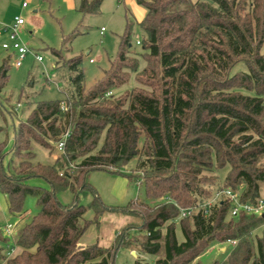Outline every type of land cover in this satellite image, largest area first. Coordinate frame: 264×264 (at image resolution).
Listing matches in <instances>:
<instances>
[{
  "label": "trees",
  "instance_id": "1",
  "mask_svg": "<svg viewBox=\"0 0 264 264\" xmlns=\"http://www.w3.org/2000/svg\"><path fill=\"white\" fill-rule=\"evenodd\" d=\"M103 1L82 0L79 12L96 14ZM139 3L146 10L139 23L142 51L133 48L130 21L116 58L89 90L81 59L64 61L74 72V94L66 101L38 103L19 123L11 151L18 161L7 169L0 144V191L8 196L9 212L24 219L27 196L40 207L13 237L0 228V264H113L121 246L135 254L162 253L156 264H192L213 242L232 243L227 258L213 264H264V230L255 234L264 226V213L231 216L227 200L207 214L202 207L212 188L238 192L244 203L257 204L263 197L264 0ZM53 52L61 61V53ZM239 64L244 70L236 68ZM132 74L138 86L114 97ZM8 78L4 61L0 95ZM67 133L53 165L33 162V143L53 150ZM133 159L135 169L125 172ZM96 170L136 179L145 199L104 205L88 183ZM33 178L43 179L48 189L28 185ZM66 190L74 196L70 205L57 200ZM88 195L90 205H80ZM187 208L195 209L178 219ZM88 210L93 221L84 218ZM107 212L139 221L119 230L110 247L98 241L81 246L89 227L100 228ZM177 219L182 243L176 238ZM135 264L146 263L138 258Z\"/></svg>",
  "mask_w": 264,
  "mask_h": 264
},
{
  "label": "rangeland",
  "instance_id": "2",
  "mask_svg": "<svg viewBox=\"0 0 264 264\" xmlns=\"http://www.w3.org/2000/svg\"><path fill=\"white\" fill-rule=\"evenodd\" d=\"M9 1L6 2L5 7ZM81 1L42 0L37 14H33L31 13L33 7L29 1L12 0L9 3V9L0 17V67L4 61H7L9 72L7 86L0 95V144L4 146L6 154L3 161L5 169L18 161L11 151L14 146V129L19 123L26 121L38 103L62 102L74 94L75 88L71 84L74 72L64 66V61L81 59L80 69L84 74V87L89 90L116 58L120 37L130 21L134 23L131 43L137 52L142 51V46L136 44L137 41L142 43L145 38L139 25L144 17L145 8L139 0H104L98 13L85 15L79 12ZM24 2L29 5L26 9L23 8ZM16 15L25 20L19 32L18 42L28 49L20 67L16 66L17 53L12 49L7 51L3 48V44L12 45L9 31H5V28L13 26ZM53 51L61 53V61ZM37 56L42 58L41 62L37 60ZM143 66L144 62L140 61V68ZM236 68L244 70L245 66L239 64ZM137 86L132 74L126 85L114 91V97L120 98L124 91L132 90ZM33 151L35 153L33 162L43 165H53L61 153L57 147L50 150L38 143H33ZM136 162L137 159H133L125 172H132ZM226 172L227 169L220 173L221 179ZM88 183L94 188L102 203L108 207H123L137 199H145L143 184L127 176L96 170L88 175ZM27 184L48 189V184L39 178H33ZM216 190L212 188L213 193ZM262 195L264 198V188ZM57 200L62 205H70L74 202V196L70 190H66L57 194ZM92 201L93 197L88 195L81 197L79 204L88 207ZM23 208L24 219H20L21 213L11 214L8 196L0 191V228L12 225L16 230L28 223L40 210L37 200L32 196L26 197ZM107 213L100 220L104 228L101 229V225L97 228L92 224L85 233L84 242L95 233L96 238L99 234L103 238V243H107L112 227H114V220H109L112 218L111 213ZM112 214L117 217L121 215ZM84 218L93 221V211L88 210ZM138 221L134 218V221L131 219L130 222ZM175 222L177 223L176 238L179 243H182L184 237L178 224L179 220ZM263 230L264 226L257 229L255 234L260 237ZM112 243L113 241L107 243L105 247H110ZM231 248L232 243L230 242H213L192 264L222 262L227 258ZM161 256L162 253L158 255L140 254L139 252L133 254L130 248L121 246L116 251L113 264H135L138 258L144 260L146 264H156Z\"/></svg>",
  "mask_w": 264,
  "mask_h": 264
},
{
  "label": "built area",
  "instance_id": "3",
  "mask_svg": "<svg viewBox=\"0 0 264 264\" xmlns=\"http://www.w3.org/2000/svg\"><path fill=\"white\" fill-rule=\"evenodd\" d=\"M26 7L27 4H24ZM25 24V20L21 17H16L14 19V24L11 27H6L5 31H9V39L12 41V45L3 44V48L7 51H10L11 49L17 53V62L16 66L20 67L22 64V60L25 58L28 49L23 46L21 43L18 42L19 39V32L23 25ZM103 33V29L101 31ZM137 45H140V41L136 42ZM37 60L39 62L42 61L41 57L37 56ZM111 93H109L110 95ZM68 137V133L66 134L65 138L59 142L58 149L59 151L63 152L65 147L66 138ZM227 200L230 203L231 209L230 214L231 216H237L240 213H255V214H263L264 213V198H260L257 202V204L253 203H244L240 200V194L238 192H234L230 189H217L213 196L202 205L203 208H205V213H208V209L214 206L219 201ZM195 209V208H194ZM192 208L182 209L180 218L187 217L191 215L192 211H194ZM3 232L8 237H13L15 235V228L12 225H6L3 228ZM236 242L233 241V244Z\"/></svg>",
  "mask_w": 264,
  "mask_h": 264
},
{
  "label": "crops",
  "instance_id": "4",
  "mask_svg": "<svg viewBox=\"0 0 264 264\" xmlns=\"http://www.w3.org/2000/svg\"><path fill=\"white\" fill-rule=\"evenodd\" d=\"M8 0H0V17H2L3 16V14L9 9V3L12 1V0H10L9 1V3L7 4V6L5 7V5H6V2H7ZM27 1H29V3H31V5H32V7H33V10L31 11V13H33V14H37V12H38V10H39V7H40V5H41V1L42 0H27ZM24 4H26V2H24L23 3V8L24 9H26V8H28L29 7V5L27 4V6L25 7L24 6ZM4 8H5V10H4ZM4 10V11H3ZM145 16H146V10H145V12H144V17L141 19V21L145 18ZM17 17V15L15 16V18ZM14 18V19H15ZM32 18H35V16H32ZM1 19V18H0ZM32 20V19H31ZM102 34V33H101ZM106 214H108V213H106ZM110 214V213H109ZM107 216V215H106ZM110 216H112V218L110 219L109 218V220H114V227H112V232H111V235H110V237H109V240H107V243L109 244L110 242H112V241H114L115 240V238H116V233L119 231V230H121L123 227H125V226H127L128 224H130V223H133V222H130L131 221V219H133V221H134V218L133 217H130V216H125V215H119L118 217H117V215H114V214H110ZM108 218V217H107ZM101 224H103V223H101ZM102 227H103V225H101V229H102ZM104 228V227H103ZM100 232H101V230H100ZM85 236V235H84ZM84 236L82 237V239L80 240V245L81 246H88V245H90V244H93V243H95V241L96 240H98V242H99V244L101 245V246H103V247H105V245H108L107 243H103V238H102V236H100L99 234H98V237L96 238V234L94 233V235L93 236H90L89 237V239L86 241V242H84ZM103 244V245H102ZM133 254H135V252H132Z\"/></svg>",
  "mask_w": 264,
  "mask_h": 264
}]
</instances>
